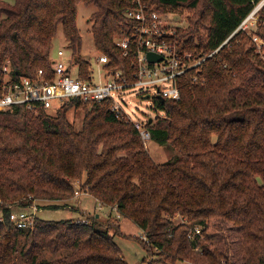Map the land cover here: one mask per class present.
<instances>
[{
    "label": "trees",
    "instance_id": "trees-1",
    "mask_svg": "<svg viewBox=\"0 0 264 264\" xmlns=\"http://www.w3.org/2000/svg\"><path fill=\"white\" fill-rule=\"evenodd\" d=\"M261 1L147 0L157 13L192 10L189 47L204 54L233 34L202 64L204 83L193 84L190 72L179 80V101L156 103L166 116L147 125L150 138L179 156L154 163L133 126L116 120L107 101L72 100L36 112L16 107L0 113V201L21 207L66 202L79 181L86 194L141 230L143 247L157 251L155 263L264 264V60L238 30ZM132 2L0 0V94L6 64L16 80L34 79L39 70L52 78L59 28L73 51L72 64L88 78L91 66L78 55L79 4L96 8L91 34L96 51L109 59L107 68L128 72L114 38ZM256 15L264 21V6ZM198 27L207 34L195 45ZM258 33L264 40L263 27ZM69 109L84 111L79 130ZM177 216L185 222L174 223ZM227 227L239 234L240 263L218 237ZM109 229L96 216L86 224L37 218L24 230L8 221L0 225V264H126L114 241L118 229ZM46 252L58 258L45 261Z\"/></svg>",
    "mask_w": 264,
    "mask_h": 264
},
{
    "label": "built area",
    "instance_id": "built-area-1",
    "mask_svg": "<svg viewBox=\"0 0 264 264\" xmlns=\"http://www.w3.org/2000/svg\"><path fill=\"white\" fill-rule=\"evenodd\" d=\"M262 2L264 4V0ZM262 2L259 5H262ZM245 20L238 30L244 31ZM119 28L121 33L114 38V44L121 51L122 57L128 60V72L107 68L109 59L98 53L95 60L97 82L93 81V73L90 71L88 78L82 79L80 68L72 64V60L70 64L76 66V71L74 77H71L70 68L63 61L66 55L64 49H59L56 60L52 61V78H46L44 72L39 70L34 79L16 80L9 75L10 70L5 66L0 94V113L16 107L32 112L39 109L50 110L72 100L89 105L107 101L111 105L110 112L114 118L132 125L142 142L146 144L151 140L147 125L154 122L157 116L149 118L144 123L132 121L125 112L122 93L133 88H153V94L142 92L140 96L152 101L156 109V103L160 102V98L164 102L179 101L181 98L179 80L191 72L193 84L199 81L203 83L200 76L202 64L233 36L232 34L228 37L210 54L188 50L187 39L178 34L179 27L173 22V14L157 13L153 7L148 6L147 0H133L131 7L123 12ZM149 53L160 60L150 63L147 59ZM159 112L163 113L160 110ZM30 206L31 215H26L14 211L11 205L0 201V225H5L9 221L18 229L31 228L37 211L35 206ZM196 234H199L198 230Z\"/></svg>",
    "mask_w": 264,
    "mask_h": 264
},
{
    "label": "rangeland",
    "instance_id": "rangeland-1",
    "mask_svg": "<svg viewBox=\"0 0 264 264\" xmlns=\"http://www.w3.org/2000/svg\"><path fill=\"white\" fill-rule=\"evenodd\" d=\"M263 1V0H262ZM261 1V2H262ZM260 2V3H261ZM259 3V4H260ZM257 5L252 14L245 20L244 22V34L245 36L255 45L256 52L258 53L260 59L264 60V40L258 33V26L264 28V21L257 18V12L264 6ZM96 12V8L93 5H83L79 4L77 6V28L80 32L81 36V45L80 51L78 55L89 62L90 64V72L93 73V81L97 82L98 78L96 77V63L95 60L98 57V52L96 51L93 43V38L91 34V26L93 24L92 16ZM168 13L173 14V22L177 24L179 28H177L178 34H181L187 39V48L191 51H197V48H190V38L191 33L189 34L190 29V21L193 19L194 13L190 9H176L174 11H170ZM162 14V13H160ZM254 15V16H253ZM206 31L198 27L197 33L193 38V44L197 45L198 39L196 37L200 36L203 40L206 37ZM255 40V41H254ZM259 47V49H258ZM59 49L65 50V57L63 58L64 63L67 67L70 68L71 77H74L76 66H72L70 61L72 60V52L68 47L67 42L65 41L61 28L58 29V32L53 40V48L51 51V61L56 60V53ZM75 56V55H73ZM6 67L9 70L8 64ZM204 83V82H203ZM195 84H202L200 81ZM144 93H154L153 88H133L132 90H128L122 93L123 103L125 104V112L129 116V118L134 122L144 123L149 118H155V121L158 118H165L166 113L163 111L161 114L158 109H156L152 101L145 100L141 98L140 94ZM84 111L81 109H69L67 116L69 121L73 124L76 130L81 128V123L83 120ZM154 121V122H155ZM153 122V123H154ZM143 143V142H142ZM144 149L148 152L149 156L153 160L154 163L162 164L169 160H172L179 154L173 151L171 148L167 146H161L150 140L143 143ZM73 187L75 189V194L72 199L64 202L60 201H42L36 200L32 203V206L36 207V219L39 218L44 221H61V220H71L74 222H80L86 224L88 218H92L96 216L97 219L103 224V227H109L110 232H115L114 229L117 230V235L114 236V241L122 250V256L126 264H160L155 263L154 254L156 249L154 247L145 248L143 247V243L145 242V238L141 230L131 221L119 215V213L113 207H106L95 199H93L90 195L86 194L83 189L80 187V182H73ZM14 211L23 212L26 215H31V206L21 207L19 205L10 204ZM48 205H57L58 209L52 210L47 209L45 206ZM174 223H184L185 221L180 217H175L173 219ZM196 230H200L198 227H195ZM192 233V232H191ZM189 235V238L192 239V235ZM200 235V234H196ZM218 237L222 238V241H227L229 244V258L235 262L240 263V257L238 255V240L239 234L236 230L231 228L225 229L223 232L218 234ZM201 240L203 239L200 236ZM142 244V246H141ZM149 250V251H148ZM57 255H51L49 252L43 254V260L51 261L57 259ZM176 264H189L187 262H178Z\"/></svg>",
    "mask_w": 264,
    "mask_h": 264
},
{
    "label": "water",
    "instance_id": "water-1",
    "mask_svg": "<svg viewBox=\"0 0 264 264\" xmlns=\"http://www.w3.org/2000/svg\"><path fill=\"white\" fill-rule=\"evenodd\" d=\"M147 59H148V61H149L150 63H153L155 60H157V61L160 60L159 57H156V56H154L153 54H150V53L147 55ZM160 103H161V104L164 103V100H163L162 98H160ZM149 122H150V121H149Z\"/></svg>",
    "mask_w": 264,
    "mask_h": 264
}]
</instances>
